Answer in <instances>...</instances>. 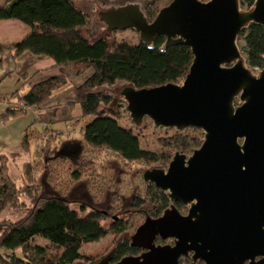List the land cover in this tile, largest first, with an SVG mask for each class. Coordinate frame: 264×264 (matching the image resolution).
<instances>
[{"label":"water","instance_id":"obj_1","mask_svg":"<svg viewBox=\"0 0 264 264\" xmlns=\"http://www.w3.org/2000/svg\"><path fill=\"white\" fill-rule=\"evenodd\" d=\"M99 18L108 32L133 29L148 44L162 35L165 47L190 46L194 58L181 84H127L121 94L136 125L149 117L155 128H198L204 141L190 156L175 152L167 169L144 172L171 205L131 235L142 252L113 263L115 245L94 264H178L190 252L205 264H264V66L252 72L237 39L251 22L264 25V0L249 10L240 0H172L151 22L130 2Z\"/></svg>","mask_w":264,"mask_h":264},{"label":"trees","instance_id":"obj_2","mask_svg":"<svg viewBox=\"0 0 264 264\" xmlns=\"http://www.w3.org/2000/svg\"><path fill=\"white\" fill-rule=\"evenodd\" d=\"M255 1L240 0V6L246 7L243 10H249L254 7ZM171 2L172 0H167L160 7L158 5L161 0H149L144 14L151 22ZM0 19H17L30 27V32L21 41L0 45V52L11 50L14 56L24 52L46 55L53 58L57 66L66 67L73 75L93 70L92 75L78 87L82 115L91 118L81 128L88 146L111 150L128 162L166 164L171 159V150L186 154L202 145L204 131L188 128L176 132L166 140V152L159 154L143 148L140 137L133 128L120 125V116L108 113L105 107L112 103L113 97L102 89L104 86L111 87L118 81H124L136 89L167 83L181 84L194 58L190 46L177 44L165 47L166 37L162 35H157L151 44L142 39L136 44L110 41L108 35L113 32L90 39L85 29L90 26L91 16L75 0H8L0 7ZM237 39L245 42L243 57L246 66L262 68L264 25L251 22L239 32ZM67 83L68 78L65 77L47 79L34 84L21 100L26 107L40 106ZM21 108L9 107L7 114L19 113ZM23 146L30 150L28 133ZM45 150L43 147L42 153ZM56 157L59 159L62 155L57 154ZM5 161L6 159H2L0 166V215L8 207H18L21 193L28 195L32 205L18 220L0 219V264L90 262L92 257L81 252L84 244L98 241L109 233L120 235L128 230L126 221L118 216H114L110 226L106 227L102 220L109 217L107 212L93 206L86 211L84 203L80 209L73 208L71 200L59 192L42 191L37 195L35 189L21 191L20 186L10 178ZM29 167L28 164L26 172L32 176ZM30 186L27 184V187ZM148 188L152 201L157 204L153 216L159 217L171 205L168 192L159 189L152 182H148ZM143 201L135 205L141 207ZM176 205L181 209L182 204ZM36 237L46 240V245L37 243ZM159 241L162 240L159 238L157 242ZM130 242L131 236L117 242L115 260L140 252ZM18 250L20 255L17 254Z\"/></svg>","mask_w":264,"mask_h":264},{"label":"rangeland","instance_id":"obj_3","mask_svg":"<svg viewBox=\"0 0 264 264\" xmlns=\"http://www.w3.org/2000/svg\"><path fill=\"white\" fill-rule=\"evenodd\" d=\"M130 1L132 0L89 1L88 7L91 9L93 18L90 26L95 27L85 31L88 37L95 39L108 35L106 24L99 20V10L105 9L113 3L114 5H120ZM136 1H140L144 7L149 3V0ZM76 2L82 7L80 0H76ZM165 2L167 0H161L158 6L162 7ZM240 7L241 9L246 8L245 6ZM108 36L110 41H127L132 44L140 41L139 33L133 29L113 31ZM238 45L245 57L244 40H238ZM247 67L252 69L255 74H259L261 71V68H251L249 65ZM126 84L124 81H118L111 87H102L106 93L111 94L113 97L112 103L105 108L108 113L120 116V125L133 128L140 137L143 148L159 154L166 152L167 148L164 143L178 130L176 128H155L153 120L149 117H145L141 124L136 125L130 113L126 110L127 103L121 94V90ZM90 119L88 117L85 124ZM74 139L67 141L66 137L59 138L58 133L50 135L47 140L44 139L40 142L46 150L43 153L37 152L34 156L36 159L28 163L32 176L26 172V166L28 165L26 164L24 175L20 174L21 176H19L22 177V180L10 178L20 186L21 191L27 188L35 189L37 195L42 191H55L66 195L71 200L73 208L80 209L81 204L84 203L87 206L86 211L93 206L107 212L109 217L102 220L106 227L110 226L114 216L126 221L128 227L126 232L120 235L109 233L98 241L82 246L81 252L90 255L92 260L90 262L78 261L75 264H92L107 254L120 239L129 238L134 234L136 228L145 221L146 216L154 217L153 212L157 208V204L151 199V192H148V182L144 180L143 174L147 169L154 167L167 169L177 151L171 150V159L166 164L145 161L133 163L125 161L111 150L88 146L83 137L79 136L78 140V136H75ZM192 153L191 151L186 155L190 156ZM57 154L62 155L63 158L56 159ZM5 162L7 164V160ZM75 173H78V175L76 176ZM13 176L16 177V173ZM27 184L31 186L27 187ZM141 200H144L143 205L141 207L136 206L135 204ZM31 205L32 202L28 195L21 193L18 207H8L1 213L0 219L18 220L23 217ZM180 210L183 213L188 212L187 207ZM35 241L42 245L47 243L42 238H37ZM164 242L170 243L171 241L166 240Z\"/></svg>","mask_w":264,"mask_h":264},{"label":"crops","instance_id":"obj_4","mask_svg":"<svg viewBox=\"0 0 264 264\" xmlns=\"http://www.w3.org/2000/svg\"><path fill=\"white\" fill-rule=\"evenodd\" d=\"M7 1L0 0V7ZM89 1L94 2L80 0V3L92 20ZM94 27L89 26L85 31ZM29 32L30 27L17 19H0V45L21 41ZM92 73L93 70L88 69L80 75H73L66 67L57 66L55 60L46 55L24 52L14 56L11 50L0 52V166L2 159H6L10 177L22 180L19 176L24 175V166L36 159L34 156L37 152L42 153L40 142L47 140L50 135L58 133L59 138L66 137L67 141L75 136H78V140L79 136L83 137L81 128L88 117L82 115L78 87ZM54 77L68 78V83L40 106H27L21 108L19 113L7 114L10 104L23 103L21 97L34 84ZM27 133L30 135L29 151L23 146ZM17 254L20 255L19 250Z\"/></svg>","mask_w":264,"mask_h":264},{"label":"flooded vegetation","instance_id":"obj_5","mask_svg":"<svg viewBox=\"0 0 264 264\" xmlns=\"http://www.w3.org/2000/svg\"><path fill=\"white\" fill-rule=\"evenodd\" d=\"M130 2H135V3H139L140 4V6H141V8H142V10H143V12H144V8L147 6V4L145 5V7H144V5H142V3L140 2V1H136V0H132V1H130ZM130 2H127V3H130ZM127 3H125V4H127ZM120 5H123V4H120ZM113 6H119V5H114V3L112 4V5H110L109 7H106L105 9H107V8H110V7H113ZM101 10H104V9H101ZM101 10H99L98 11V15H99V17H100V11ZM99 20H100V18H99ZM101 21V20H100ZM102 22V21H101ZM106 30H107V26H106ZM107 32H108V30H107ZM262 69V68H261ZM241 142H243V140H241ZM177 203H179V204H182L181 205V209H183V208H185V207H187L188 209H189V206L188 205H185V204H183V203H181V202H176L175 204H177ZM177 206V205H176ZM177 208L180 210V208L177 206ZM180 212L182 213V214H187V213H183L181 210H180ZM167 240H170L171 242L170 243H165L164 241H166V240H162V241H159V242H157V244H173L174 243V238H169V239H167ZM163 242V243H162ZM114 248V247H113ZM142 252V250L140 249V252L137 254V255H139L140 253ZM260 259V257H257V259L256 260H259ZM117 261H119V260H113L112 262L114 263V262H117ZM195 263V264H205L202 260H196V261H194L193 260V252H190L189 254H187V255H184V256H182V257H180V259H179V262H178V264H190V263Z\"/></svg>","mask_w":264,"mask_h":264},{"label":"built area","instance_id":"obj_6","mask_svg":"<svg viewBox=\"0 0 264 264\" xmlns=\"http://www.w3.org/2000/svg\"><path fill=\"white\" fill-rule=\"evenodd\" d=\"M19 107L25 108L26 105H25L24 103H21V104L12 103V104H10V108H12V109H17V108H19ZM133 163H134V162H133Z\"/></svg>","mask_w":264,"mask_h":264}]
</instances>
